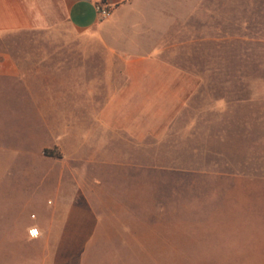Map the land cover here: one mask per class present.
Wrapping results in <instances>:
<instances>
[{
	"label": "rangeland",
	"instance_id": "1",
	"mask_svg": "<svg viewBox=\"0 0 264 264\" xmlns=\"http://www.w3.org/2000/svg\"><path fill=\"white\" fill-rule=\"evenodd\" d=\"M53 1L37 0L54 27L4 35L0 49L25 68L86 57L104 95L129 97L117 103L128 118L113 120L127 126L113 163L65 161L43 143L62 136L106 155L107 134L83 147L68 97L49 98L47 122L0 81V264H68L80 251L76 264H264V0H135L91 33L71 29ZM57 75L67 83L42 84L47 97L76 78ZM69 202L86 203L92 243L29 237L32 221Z\"/></svg>",
	"mask_w": 264,
	"mask_h": 264
},
{
	"label": "crops",
	"instance_id": "2",
	"mask_svg": "<svg viewBox=\"0 0 264 264\" xmlns=\"http://www.w3.org/2000/svg\"><path fill=\"white\" fill-rule=\"evenodd\" d=\"M133 1L135 0H56L51 5H58L63 10L66 23L71 29L78 33H91L102 23V19L95 9L96 3H104L111 11L110 16H114ZM40 5L37 0H0V37L10 33L54 27L56 25L55 14L53 13L52 16L46 14L43 10L41 11ZM54 49L57 53L66 54V50L69 48L57 47ZM78 49L84 48L79 47ZM93 66L96 65L93 62L89 63L86 57L81 62H72L67 57H58L50 58L47 62L41 61L31 68H25L23 62L11 53L0 49V81L9 83L13 88L23 89L39 117L47 122L51 117H56L54 106L51 104L52 102L50 103L49 98L65 99L68 97L70 104L72 103L75 108H81L83 113L80 115L85 122L84 138L81 141L83 147H86V142L92 140V136L98 130L107 134L106 140L102 141L105 143V147L110 150L106 155L98 151L91 154L86 150H79L80 148L75 149L71 141L62 136L43 143L58 148L65 161L92 165L113 163L115 159V155L111 152L115 144L113 138L118 140L120 126H127V120L122 124L119 122L115 124L113 120L115 117L119 118L123 112L125 119L128 118L126 105L120 107L117 103L128 102L129 97L112 94L111 90H108V94L104 95L101 83L103 75L94 73L96 68ZM65 72L76 77L68 80L70 85L68 93L58 91L51 97L44 95L41 91L42 84L56 85V87L64 85L67 82L57 74L64 73L65 75ZM103 102L104 104H100ZM36 142L32 138L29 143ZM81 149L83 148L81 147ZM83 197L88 199L87 194ZM69 203L72 204L58 205L56 203L52 208L45 210L44 220L32 221L28 230L36 228L39 232V236L34 240L43 241L47 246L59 245L64 247H85L86 244L92 243L90 239L87 240L86 235L89 234L88 236L92 237V235L96 236L97 233L92 231L87 233V221L83 220V215L88 209L85 207L87 200L83 204L82 202H78V204L76 202ZM33 219L36 220L37 217L34 216ZM80 254L74 255L73 258L69 257L68 264H76L79 260L81 261L84 256ZM78 258L81 259L78 260Z\"/></svg>",
	"mask_w": 264,
	"mask_h": 264
},
{
	"label": "built area",
	"instance_id": "3",
	"mask_svg": "<svg viewBox=\"0 0 264 264\" xmlns=\"http://www.w3.org/2000/svg\"><path fill=\"white\" fill-rule=\"evenodd\" d=\"M95 9L102 20L108 19L111 15L110 9L104 3H96ZM28 234L30 238H37L39 236V232L36 228L29 229Z\"/></svg>",
	"mask_w": 264,
	"mask_h": 264
},
{
	"label": "trees",
	"instance_id": "4",
	"mask_svg": "<svg viewBox=\"0 0 264 264\" xmlns=\"http://www.w3.org/2000/svg\"><path fill=\"white\" fill-rule=\"evenodd\" d=\"M103 2V1H102ZM51 154V153H50ZM50 156H53V157H58V154H56V153H52V155H50Z\"/></svg>",
	"mask_w": 264,
	"mask_h": 264
}]
</instances>
